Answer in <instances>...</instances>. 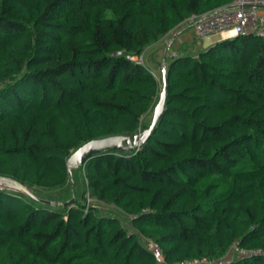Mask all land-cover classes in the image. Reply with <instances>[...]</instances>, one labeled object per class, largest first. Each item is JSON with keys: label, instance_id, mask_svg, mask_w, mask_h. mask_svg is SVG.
<instances>
[{"label": "trees", "instance_id": "obj_1", "mask_svg": "<svg viewBox=\"0 0 264 264\" xmlns=\"http://www.w3.org/2000/svg\"><path fill=\"white\" fill-rule=\"evenodd\" d=\"M230 1L0 0V175L58 203L0 191V264H156L116 217L68 198L67 160L147 129L158 83L128 58ZM165 82L153 133L78 166L85 187L168 263L215 264L236 247L219 264H264V38L176 55Z\"/></svg>", "mask_w": 264, "mask_h": 264}, {"label": "rangeland", "instance_id": "obj_2", "mask_svg": "<svg viewBox=\"0 0 264 264\" xmlns=\"http://www.w3.org/2000/svg\"><path fill=\"white\" fill-rule=\"evenodd\" d=\"M168 43L171 45L169 46V55L177 54L181 56H188L197 53L202 49L208 48L212 45V40H201L198 39L195 33L192 31V28L188 22H184L180 24L177 28L172 30L165 36L160 42L153 45L158 46L157 48L161 49V51L165 50L168 46ZM142 64L143 66L150 72L151 70L157 72V83L159 87V94L162 90V80L160 76V71L157 66V63L160 62V59L156 58L155 55L151 52V46L145 49L142 53ZM169 57L167 58V63H169ZM154 109V108H153ZM153 110L149 112L144 120L143 123L150 124L152 120ZM83 167H76L69 170L68 173V189H67V196L70 200H78L79 202H83L85 207L88 209H92L96 212V214H102L104 216H113L118 219L119 223L123 226V228L131 233H135L137 239L143 243L146 247H148L149 239H146L142 236H139L137 231L131 227L129 217L124 214L121 210L113 205H107L99 200L97 197L91 194V192L85 187L84 181L81 177V172H83ZM37 192L41 195H47L45 192H41L37 190ZM62 191L52 192L50 194L51 197H56V195L61 194ZM237 250L236 247L231 248L224 257L219 259L215 264L219 263H227L231 261L234 257L240 255V252ZM155 262L157 264L160 255L155 253ZM171 264H177L174 262H170Z\"/></svg>", "mask_w": 264, "mask_h": 264}, {"label": "built area", "instance_id": "obj_3", "mask_svg": "<svg viewBox=\"0 0 264 264\" xmlns=\"http://www.w3.org/2000/svg\"><path fill=\"white\" fill-rule=\"evenodd\" d=\"M184 22L190 24L196 37L201 40H208L222 34H227L230 38L246 33H253L264 38V0H231L220 9L201 16L191 15ZM141 57L142 54L130 56L128 59L143 65ZM151 75L153 76L152 73ZM147 248L160 255L157 264H171L164 261L161 249L151 241H148ZM200 262L203 261L194 260L178 264H199Z\"/></svg>", "mask_w": 264, "mask_h": 264}, {"label": "water", "instance_id": "obj_4", "mask_svg": "<svg viewBox=\"0 0 264 264\" xmlns=\"http://www.w3.org/2000/svg\"><path fill=\"white\" fill-rule=\"evenodd\" d=\"M177 54L170 55V59L176 57ZM160 74L162 78V90L159 94L158 101L153 109L152 120L149 127L132 137V140L128 136L123 135H113L102 139L91 140L77 150H75L67 160L68 172L72 168L83 165L87 159L97 155L104 151H118V152H130L137 150L153 133L154 128L158 120L162 117L165 102H166V65L163 63L160 68ZM9 190L21 192L35 200L43 202L48 205L56 206L57 202L44 201L36 198L29 189L23 184H20L16 180L10 177L0 175V191Z\"/></svg>", "mask_w": 264, "mask_h": 264}, {"label": "crops", "instance_id": "obj_5", "mask_svg": "<svg viewBox=\"0 0 264 264\" xmlns=\"http://www.w3.org/2000/svg\"><path fill=\"white\" fill-rule=\"evenodd\" d=\"M228 37H227V34H222V35H216V36H213V37H211L210 39H208V40H212V44L213 43H215V42H218V41H221V40H224V39H227ZM171 44L170 43H168V46H167V48L165 49V50H163V51H161V49L159 48H157L158 46H151V52L153 53V55H155V57L156 58H158V59H160V62L159 63H157V66H158V68H159V71H160V68H161V65L163 64V63H165V65H168V63H167V58L169 57L170 58V55H169V50H168V48H169V46H170ZM176 54V53H175ZM151 73L153 74V76H154V78L156 79L157 78V72H154V71H152L151 70ZM160 76H161V74H160ZM157 80V79H156Z\"/></svg>", "mask_w": 264, "mask_h": 264}]
</instances>
